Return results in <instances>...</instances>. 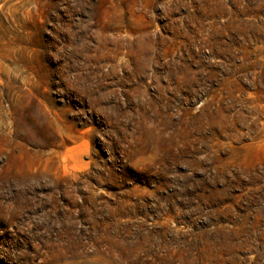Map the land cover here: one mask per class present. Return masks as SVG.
<instances>
[{
	"label": "rangeland",
	"instance_id": "rangeland-1",
	"mask_svg": "<svg viewBox=\"0 0 264 264\" xmlns=\"http://www.w3.org/2000/svg\"><path fill=\"white\" fill-rule=\"evenodd\" d=\"M0 264H264V0H0Z\"/></svg>",
	"mask_w": 264,
	"mask_h": 264
}]
</instances>
